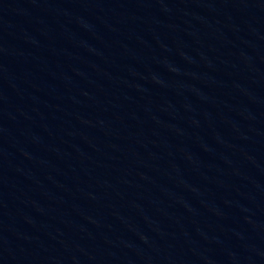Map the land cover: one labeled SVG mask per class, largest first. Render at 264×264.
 Masks as SVG:
<instances>
[{"label":"water","instance_id":"water-1","mask_svg":"<svg viewBox=\"0 0 264 264\" xmlns=\"http://www.w3.org/2000/svg\"><path fill=\"white\" fill-rule=\"evenodd\" d=\"M0 264H264V0H0Z\"/></svg>","mask_w":264,"mask_h":264}]
</instances>
